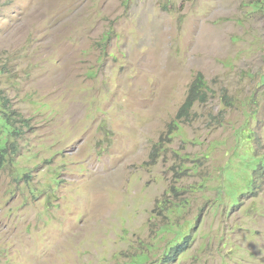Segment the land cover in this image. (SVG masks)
<instances>
[{
	"label": "rangeland",
	"instance_id": "1",
	"mask_svg": "<svg viewBox=\"0 0 264 264\" xmlns=\"http://www.w3.org/2000/svg\"><path fill=\"white\" fill-rule=\"evenodd\" d=\"M252 1L0 0V92L24 121L0 169V264H264ZM198 72L209 99L171 126Z\"/></svg>",
	"mask_w": 264,
	"mask_h": 264
},
{
	"label": "trees",
	"instance_id": "2",
	"mask_svg": "<svg viewBox=\"0 0 264 264\" xmlns=\"http://www.w3.org/2000/svg\"><path fill=\"white\" fill-rule=\"evenodd\" d=\"M262 2L263 0H254L252 1V5L255 9H257L260 5L264 7V4ZM261 84H264V76H261ZM3 98L4 97L0 92V169L3 168L7 163H11L13 156L19 153L20 150L17 141L21 139L22 128L20 127L23 126L22 123H24V121L21 119V121H19V123H21V126H17V123L15 122L16 117L6 107V103ZM208 99L209 91L206 86L204 76L198 72L195 75L191 85L189 86L188 93L183 104L176 113V121L173 122L171 126L177 127V122L184 120L187 121L191 115L193 106L196 104H205ZM250 134L251 131L244 127L243 129H241V136L239 140H251ZM251 157L252 158L249 162H247L245 168L252 169L253 174L250 175L247 184L248 186H250V188H253L255 186L256 172L262 173V170H264V158H257L256 156ZM236 194L237 191L233 192L232 195L235 196ZM176 208L179 209V205H177ZM177 236H179V239L175 243H173V245L169 247L168 252L165 253L166 255L164 257L166 259L175 260V258L181 255V253L185 250V248H187L189 244L190 234L182 235L181 232H178Z\"/></svg>",
	"mask_w": 264,
	"mask_h": 264
}]
</instances>
